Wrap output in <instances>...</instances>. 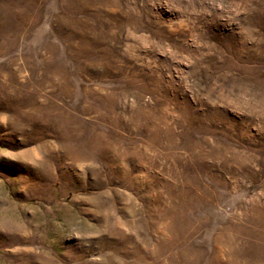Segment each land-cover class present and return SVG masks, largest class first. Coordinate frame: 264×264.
<instances>
[{
    "label": "rangeland",
    "instance_id": "1",
    "mask_svg": "<svg viewBox=\"0 0 264 264\" xmlns=\"http://www.w3.org/2000/svg\"><path fill=\"white\" fill-rule=\"evenodd\" d=\"M0 264H264V0H0Z\"/></svg>",
    "mask_w": 264,
    "mask_h": 264
}]
</instances>
